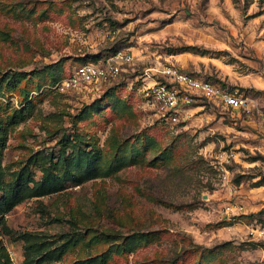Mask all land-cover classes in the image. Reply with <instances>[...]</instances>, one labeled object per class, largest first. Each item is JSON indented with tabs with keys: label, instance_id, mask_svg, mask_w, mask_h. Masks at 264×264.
I'll use <instances>...</instances> for the list:
<instances>
[{
	"label": "rangeland",
	"instance_id": "obj_1",
	"mask_svg": "<svg viewBox=\"0 0 264 264\" xmlns=\"http://www.w3.org/2000/svg\"><path fill=\"white\" fill-rule=\"evenodd\" d=\"M186 44L199 50H177ZM119 47L135 57L100 88L51 87L80 54ZM59 59L57 79L35 73ZM165 62L238 89L252 108L203 98L167 122L145 86L158 77L146 69ZM13 69L31 75L0 94L7 111L33 102L2 148L7 178L39 149L58 153L75 130L97 143L86 145L101 150V165L117 167L7 211L0 245L12 264L24 260L26 231L52 246L85 232L61 257L39 263L65 264L148 230L151 238L115 250L107 264H264L256 227L264 209V0H0V72ZM224 148L233 151L225 171ZM31 167L42 175L40 161ZM99 231L110 236L97 240Z\"/></svg>",
	"mask_w": 264,
	"mask_h": 264
},
{
	"label": "trees",
	"instance_id": "obj_2",
	"mask_svg": "<svg viewBox=\"0 0 264 264\" xmlns=\"http://www.w3.org/2000/svg\"><path fill=\"white\" fill-rule=\"evenodd\" d=\"M198 48L196 45L186 44L177 47V50H199ZM100 56V52L79 55L81 62L97 60ZM62 62V59H59L54 63L46 65L45 68L38 69L35 73L39 75V78L44 77L49 80H55L59 77V72L57 73L55 70L60 69V65L63 64ZM30 75L31 73L23 69H13L6 72L1 71L0 94L20 88L22 78ZM39 80L37 83L38 86L41 82ZM21 90H25V97H27L29 88L24 84ZM32 102L30 98L26 100L22 107H15L7 111L9 102L0 99V154L2 148L7 143L11 127L24 118V111L31 106ZM93 105L94 103H91L90 106L93 107ZM89 108L87 110L84 109V111L88 112ZM4 109L7 112L2 114L1 112ZM62 139L63 141L58 153L52 151L47 153L40 149L31 153L27 157V160L13 172L14 176L9 178H7V173L0 163V226L6 225V212L24 197L59 190L66 187L68 182H79L117 167H114L110 162L106 167L101 165L103 159L101 150L93 149L86 145L87 142H92L94 146H97V143L93 142L90 138L88 139L82 136V133L78 130L74 131L73 137L70 134H65ZM68 146L72 148L68 150ZM117 156L119 157V155ZM117 156L116 158H118ZM38 161H40L42 168V175L40 177L35 176L31 167L32 164ZM84 234L85 232L78 231L75 235H71V237H68L61 243L52 246L46 240L34 238L33 233L30 231L23 232L21 233V237L26 240V243L24 245L25 256L22 264H39L47 259L59 258L71 244L80 241ZM94 234L97 240H104L110 236L109 232L106 233L104 231H99ZM152 236L153 232L150 230L133 231L123 235L122 239L116 244L113 243L114 247L108 246L101 251L85 257H78L65 264H107L115 250H133L142 239H149ZM0 264H12L2 245H0Z\"/></svg>",
	"mask_w": 264,
	"mask_h": 264
},
{
	"label": "built area",
	"instance_id": "obj_3",
	"mask_svg": "<svg viewBox=\"0 0 264 264\" xmlns=\"http://www.w3.org/2000/svg\"><path fill=\"white\" fill-rule=\"evenodd\" d=\"M134 53L127 47H119L97 60H87L76 64L69 73L59 78L51 87L60 91H80L86 88L98 89L104 82L117 77L126 63L133 61ZM151 69V70H150ZM154 76L152 83H147L146 94L160 102V114L167 122H174L187 111V107L195 100L214 99L232 108L250 110L248 97L231 89L217 80L201 77L178 63L165 62L160 65L149 66L145 71ZM264 119V109L260 110ZM220 167L225 171L224 160L233 156V151H220ZM226 172L224 176H226ZM258 231L264 233V210L260 220L256 223Z\"/></svg>",
	"mask_w": 264,
	"mask_h": 264
}]
</instances>
